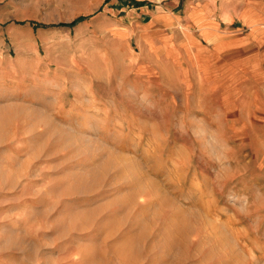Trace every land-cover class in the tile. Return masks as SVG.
<instances>
[{
    "label": "rangeland",
    "instance_id": "1",
    "mask_svg": "<svg viewBox=\"0 0 264 264\" xmlns=\"http://www.w3.org/2000/svg\"><path fill=\"white\" fill-rule=\"evenodd\" d=\"M45 6L0 0V264H264V140L184 66L45 64Z\"/></svg>",
    "mask_w": 264,
    "mask_h": 264
},
{
    "label": "crops",
    "instance_id": "2",
    "mask_svg": "<svg viewBox=\"0 0 264 264\" xmlns=\"http://www.w3.org/2000/svg\"><path fill=\"white\" fill-rule=\"evenodd\" d=\"M39 1L47 22L78 19L28 37L29 51L41 44L56 58L45 64L64 54L66 63L82 65L129 52L131 63L153 71L184 66L220 92L226 107L216 111L242 130L237 140H264V0Z\"/></svg>",
    "mask_w": 264,
    "mask_h": 264
},
{
    "label": "built area",
    "instance_id": "3",
    "mask_svg": "<svg viewBox=\"0 0 264 264\" xmlns=\"http://www.w3.org/2000/svg\"><path fill=\"white\" fill-rule=\"evenodd\" d=\"M140 1H143V0H140Z\"/></svg>",
    "mask_w": 264,
    "mask_h": 264
}]
</instances>
